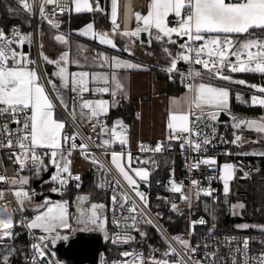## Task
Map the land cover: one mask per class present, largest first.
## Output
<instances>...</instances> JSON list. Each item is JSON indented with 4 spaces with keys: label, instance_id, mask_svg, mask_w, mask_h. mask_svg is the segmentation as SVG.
I'll return each mask as SVG.
<instances>
[{
    "label": "snow or ice",
    "instance_id": "snow-or-ice-1",
    "mask_svg": "<svg viewBox=\"0 0 264 264\" xmlns=\"http://www.w3.org/2000/svg\"><path fill=\"white\" fill-rule=\"evenodd\" d=\"M18 3L26 12H31L33 5L29 0H18ZM74 5V10L80 12L100 11L99 4L93 9L90 0H71ZM111 3V24L112 34H117L120 25L118 23L120 0H110ZM54 5L52 15L62 14L67 8V0H40V16L47 18L46 6ZM146 14L135 11L130 8L131 17L136 23V27L127 31H120L121 36L129 38H139L141 33H148L149 37L161 43L177 44V37L183 40L179 44V49L175 55L172 54L168 47H164L163 51L170 58V65L165 69L169 74L177 71L179 61H183L190 65H199L213 77L222 80H231V77L223 73V69L227 68L230 72H251L264 74V39L259 37L248 38L243 41L233 39V36L251 35L259 30L264 32V0H150L148 3ZM12 12V9H9ZM175 17V26H170L169 17ZM53 27L59 25L49 20ZM92 34L93 39H97L102 45H108L115 48L116 45L109 37L108 33H96L93 29V24L89 23L84 29L79 30L80 35L88 36ZM54 40L61 45H68V39L58 34L54 36ZM32 34L23 33L19 27L13 26L10 32H6L0 28V148H16L18 151L11 152L9 159L15 165L19 166V170H23L31 164L36 169V174H40L41 168L47 170L44 165L43 156L38 152V149L48 150L45 155L49 156V163L56 169L55 174L51 176V180L60 185V188H52L51 191L56 193L61 190L69 179L79 181L78 175L73 176L70 170L71 156L74 150H79L82 157L90 160L91 163L98 165L99 169H104L101 164L90 152L89 147L85 143H76L78 134L73 133L71 136L64 133L66 121L55 118L56 104L53 98L49 95L44 83L41 82V76L36 68L29 65L34 63L28 56L18 51V48H23L27 44H31ZM134 42V41H133ZM199 42V43H198ZM151 43V40L149 41ZM15 46V47H14ZM131 54L129 48H125ZM41 57L47 64L55 65L56 71L51 75L58 78L60 87L48 80L51 85L55 99L60 102L65 111L73 119L76 118V107L80 109L79 115L81 118H86L95 130L97 124H100V134L102 136L110 133V138L102 139L101 144L97 147L108 148L112 144L118 142L120 145H127V125L121 119L113 122L111 129H108L101 121V117L108 114L109 108L118 103L116 97L119 94L126 95L125 85L117 72L121 69H140L142 66L121 60L117 57L109 59L103 53H99L98 57L102 61L101 66L108 65L111 73H90L88 71L69 72L68 64L69 52L63 51L55 60L41 52ZM235 59L232 60L231 58ZM77 63L78 61H71ZM202 75L201 71L196 68H189L187 76L181 74L182 80L189 78L195 79ZM171 78V75L170 77ZM238 84H245L244 80L235 81ZM100 85L91 87L90 85ZM258 92L264 94V86L249 85ZM188 93L183 97L171 100L174 106L169 112L167 128L170 132L169 139H182L185 144L191 145L193 150L198 151L202 147L201 142L191 139V137H199L200 133L192 126L195 117L196 121L207 117L211 120H216L220 112L226 111L229 106V91L225 88L214 87L206 83H186ZM60 88L68 89L74 93V105L70 108L61 94ZM93 94H110L113 100L104 99L90 100L85 99V93ZM237 99H240L237 96ZM251 102L253 105L264 107V97L252 96ZM176 105H186V109L177 110ZM87 110V111H84ZM23 117V119H21ZM140 114L137 113V119ZM233 127L240 129L242 126L249 130H254L257 133L264 134V117L260 120H243L237 117H232ZM10 125H16L13 128ZM187 134V135H185ZM235 138L231 141L232 144L242 142V137L234 133ZM89 139H91L89 137ZM208 144L210 141L205 138L202 142ZM67 146V148H65ZM141 151H149L143 144L140 145ZM161 145L157 144L151 151L160 152ZM253 155L264 156V152L252 153ZM110 163L116 170L119 176L133 189L135 195L139 197L144 207H148V202L143 193H141L136 185L137 180L129 173L128 168L131 165V154L127 155L128 166L124 163V153L112 151L110 153ZM204 164H215L214 158H207L201 161ZM147 163V161H143ZM198 165L193 164L196 168ZM136 177L141 180L148 178V171L144 168L131 169ZM237 167L231 163H225L221 168L220 179L223 181L224 193H229V181L234 179ZM248 172H244L242 178L248 177ZM0 183H8L13 186V196L20 210H24L25 201H30L32 195L23 187L16 188V185H26L27 177L9 178L0 175ZM119 184V181H116ZM193 187H198V181L193 180ZM103 184L97 187H103ZM79 187V184H77ZM171 191L180 193L182 200H187L188 197L183 194V186L175 182L171 183ZM206 195H211L210 191H205ZM5 193L0 191V199L4 198ZM122 195L121 207H125L130 203V197ZM88 196H77V213L75 222L83 224L85 228L90 225L93 229L105 231V222L101 218L99 210L105 206L103 204H91L90 208L82 207L88 202ZM113 203L117 197H112ZM243 208V204L233 205V208ZM69 202L62 201L53 203L47 197L43 204L36 205L37 215L25 224L21 221V225L25 226L29 231L39 229L44 235L36 237L38 242L31 244L32 256L30 264H44L47 259L48 242L53 245L60 239V229L70 227L69 219ZM173 210H176V205L172 204ZM14 211V210H12ZM12 211L8 208H0V241L11 239L14 236L12 229L14 221ZM128 216L123 217L125 223L121 225V221L116 219L113 223L119 228L125 229L124 233H116L112 242L127 244L135 239L130 235L127 229L139 231L138 223L143 215L138 210V205L131 202V206L127 207ZM131 221L129 224L127 221ZM143 222L152 224L151 219L145 217ZM196 223V222H193ZM199 223L205 221L201 219ZM241 227H248L243 225ZM141 237L146 236V233L140 232ZM107 238V235H106ZM173 241L182 245L186 250L195 254L196 248H190L189 242L181 236H173ZM264 243V242H262ZM207 247V245L205 246ZM16 252L14 247H7L3 252H0V264H10L11 258ZM237 253L241 252L240 248L236 249ZM249 241L243 242L244 264H264V250L261 251L259 258H254L248 255ZM187 254V252L185 253ZM125 258L123 264H182L183 258L170 262L168 259H157L150 256L145 261L143 253L122 252L120 253ZM164 257L179 256L172 244H168V249L163 253ZM206 256L213 262L216 253H206ZM131 257L129 260L127 258ZM193 259V257H189ZM48 264H53L48 260ZM120 264V262H114ZM195 264H202L199 259L195 260ZM232 264H237V260L233 257Z\"/></svg>",
    "mask_w": 264,
    "mask_h": 264
},
{
    "label": "built area",
    "instance_id": "built-area-1",
    "mask_svg": "<svg viewBox=\"0 0 264 264\" xmlns=\"http://www.w3.org/2000/svg\"><path fill=\"white\" fill-rule=\"evenodd\" d=\"M104 1V0H102ZM18 2V0H0V14L2 9V4H12ZM29 3L33 5L31 12H25L29 19V28L28 33L32 34V42L31 44H27V47L33 53L34 59L36 61L37 67L39 69L40 75L43 79L45 85H47L40 61L39 56V47H38V24L43 23L47 27L54 29L56 31H65L67 35L69 32L64 30L61 26L62 18L67 16L71 12V0H67L68 8L62 13H58L53 16L52 11L55 7L54 5L46 6L47 18H42L40 16V0H29ZM22 10V7L19 8ZM102 15L107 19L106 14L104 13L103 6L101 7ZM49 20L55 21L59 26L53 27L52 24L49 23ZM108 20V19H107ZM170 26H175L176 19L175 17H169ZM13 26L19 27L21 32L25 33L22 26L19 23H9L5 27L0 25V28H3L6 32H10ZM259 37L264 39L262 35H255L254 38ZM183 43V40L178 41L174 47V54H176L179 49V44ZM199 43V42H198ZM15 47V46H14ZM20 49V48H18ZM17 49V50H18ZM232 60L235 58L232 57ZM184 68L177 67V71L174 72L181 76H187L189 68H195V65H190L184 62ZM182 77V76H181ZM195 79L189 78L186 80H182V86L186 89V83H194ZM205 79V78H203ZM249 95L251 96L254 91L249 89ZM263 94H259L258 97H263ZM74 93L71 94L70 97V108L74 105L75 101L73 99ZM56 103V102H55ZM63 112L66 121L71 126V130H65L64 133L71 136L73 133L78 134V138L76 143H85L88 145L91 154L105 167L104 169H99L98 165H95L90 162V160H86L82 157L80 151L74 150L73 153H78L81 159L90 166V181L91 187L100 193L108 194L109 201L106 211V221H105V231L102 232L98 229H93L90 225L86 231H95L98 232L103 241L107 240L109 245L113 248L117 249V254H111L106 262V264H114V262H120L123 264L125 260L124 257L120 255V253L128 251V252H136L143 253L145 261L147 262V257L154 256L157 259H168L170 262L176 261L183 258L182 264H195V260L199 259L202 261V264H232L233 257L236 258L237 264H244V256H243V242L245 239L249 241V252L248 255L254 258H259L260 253L264 250V235L258 234H240L234 232H225L220 233L217 231L218 220L216 216V202H217V192L219 187L221 186L219 181V163L221 161H230L236 167L240 174H244V172H250L252 169V160L255 158H263L264 156L253 155L251 151H234L230 149L231 138L228 136V133L224 126L217 124L215 122L210 121L207 117L196 121L195 117L191 119L194 121L193 127L200 133L199 137H191V139L196 140L197 142H201L202 147L200 150L195 151L191 147V145L185 144L182 148L181 145L184 143L182 139H176L179 142V145L176 148L165 151L160 140H152L147 141L140 139L136 142L135 147L131 148L127 145H111L108 148L97 147V145L101 144L102 139L109 138V135L102 136L100 134V124H97L95 130H93L92 125L88 122L86 118H81L79 115L80 109L76 107V118L73 119L72 116L69 115L65 109L60 107ZM87 111V110H84ZM224 113L228 116V122L233 129L234 121L232 117H237L238 119L249 120L250 118L259 117L256 114L244 113L238 110L227 109ZM23 119V117H21ZM102 121V119H101ZM103 123V121H102ZM104 124V123H103ZM15 128L16 125H10ZM242 126L240 129H243ZM237 129V130H240ZM187 135V134H185ZM89 137L91 139H89ZM207 138L210 143L203 144V140ZM143 144L146 146L149 151H141L140 145ZM157 144L161 145L162 150L160 152L151 151L154 149ZM67 148V146H65ZM18 151V149L13 148H0V175L7 176L9 178H13L19 174L26 175L27 167H25L22 171L19 170V166L15 165L11 159H9V154L11 152ZM48 150L46 149H38V152L43 156V159H49V156L45 155ZM123 152L124 154H150V155H161L162 153H166L170 157V170L162 179L160 177H156L153 179V183L159 184L162 182L163 186L168 191L167 194L163 195V200L166 204L172 207L174 203L176 205V209H183V223L180 226L179 222L176 225L178 226V234H173L169 231V229L163 224V222L152 212L149 208L144 207L143 203L140 201L139 197L135 195V192L132 188H130L127 183L119 176L116 170L112 167L111 163L105 156V152ZM207 158H214L215 164H204L201 161ZM197 164L196 168H193L192 165ZM51 170L49 171L48 178L51 180V176L55 174L56 169L53 166H50ZM73 176L78 175L80 177L79 181L74 179H69L66 185H70L71 188L76 189V192L72 198V203L74 207V212L72 218L75 219L77 214V196H88L87 192H83L80 189L83 186V179L80 170L70 168ZM198 181V187H193L192 181ZM119 181V184L116 183ZM175 182L178 185L183 186V194L188 197L187 200L181 199V194L171 191V183ZM55 183V182H54ZM59 188L60 185L55 183ZM79 184V187H77ZM103 184V187H97V185ZM150 185V177H148L145 181H141L137 183V189L144 194L147 199ZM0 191L5 193L4 198L0 199V208H8L12 211L13 221L15 223V214L18 215L20 221H24L25 224L28 221L27 214L24 211L20 210L19 205L17 204L15 197L13 196V186L8 183H0ZM205 191H210L211 195H206ZM127 195L130 197L129 205L125 207H121L123 202L122 195ZM117 197L115 203H113L112 197ZM68 201L67 197L60 198V202ZM131 202H135L138 205V210L143 213V215L139 218L140 222L138 223L139 231H135L133 229H127L128 233L135 237V239L127 244L124 243H116L112 242L113 237L116 233L123 234L125 229L123 227H117L113 221L119 219L121 221V225L125 223L123 217L128 216L129 213L127 211V207L131 206ZM101 203V202H98ZM88 202H86L82 207L87 208ZM70 206V202H69ZM147 217L151 219L152 224H146L143 222V219ZM169 220L172 217H168ZM203 219L205 223L201 224L199 221ZM173 220V219H172ZM171 222V221H170ZM196 222V223H193ZM127 223L131 224L132 222L129 220ZM26 232L25 243L22 247L20 253V262L14 264H30L32 250L31 244L34 242H38L35 238L41 235H44L39 229L29 231L25 226H23ZM14 229V228H13ZM12 229V230H13ZM146 229H150L157 239L163 245L165 251L168 249V244L171 243L172 247L176 249V252L179 253V256H170L164 257L163 255L150 253L144 242L141 240L142 237L140 232L146 231ZM60 231V230H59ZM60 231V235L64 237L60 240H66L67 237L71 234H63ZM107 235V238H106ZM173 236H181L183 239L189 242L190 248H196L197 251L193 254L190 249L186 250L179 243L173 241L171 238ZM59 241V240H58ZM207 245V247H205ZM54 246L50 241L48 242L47 248V259L44 261V264H48V260H51L53 264H59L50 254L49 248ZM240 248L241 252L237 253L236 249ZM104 250V249H103ZM102 250V251H103ZM100 251V252H102ZM187 252V254H185ZM215 252V260L214 262L206 256V253ZM193 257V259H189V257ZM131 260L132 258H127ZM102 258L100 255L98 256L97 264L102 262ZM249 264H252L250 261Z\"/></svg>",
    "mask_w": 264,
    "mask_h": 264
},
{
    "label": "crops",
    "instance_id": "crops-1",
    "mask_svg": "<svg viewBox=\"0 0 264 264\" xmlns=\"http://www.w3.org/2000/svg\"><path fill=\"white\" fill-rule=\"evenodd\" d=\"M149 2L150 0H120L118 17L120 28L115 35L112 34L111 3L110 0H104L102 1L101 7L103 6L104 13L106 14L108 20L102 15L101 10H94L97 12V15L95 17L96 19L90 20L76 27L67 26L66 29L69 32V35H67L65 31H56L49 27H45L40 31L39 39L43 54L48 56L50 59H57L60 53L63 51L69 52L70 63L68 64V71L70 73L79 71H88L90 73H111L112 71H114L106 64L104 66H101L102 61H100L98 57L99 53H103L109 59H111L112 57H117L121 60L142 66L140 69H121L117 72V75L121 78L125 85L126 95L119 94L116 97L118 103L115 106L109 108V111L110 109L120 110L125 113V115H128V112H130V110L132 109L134 113L130 121L126 122L122 114L113 116L111 119L108 118L107 114L106 116L101 117V119L108 129H111L115 120H123V122L127 125V144L131 148L135 147L136 142L140 139L147 141L158 139L162 142L164 150L167 151L176 148L179 145L178 140L169 139L170 132L167 128L169 112L174 107L171 104V100L173 98L179 99L183 97L188 93V90L182 87V89L177 94L166 91L165 80L162 77H159L155 72L147 69V67L153 66L158 69H160L161 67H169L170 58L166 53H164L163 48L168 47L172 54L175 55L173 49L166 42L161 43L156 41L155 39L150 38L148 33L146 32H144L147 38L146 42L141 41L139 38H129L121 36L119 34L120 31H127L137 26L131 17L130 8L134 9L135 11L141 12L142 14H146ZM90 3L92 4L93 9H95L98 2L96 0H90ZM101 7L99 5L100 9ZM70 8L72 14H77L72 3ZM89 23L93 24L95 32L108 33L109 37L113 40L116 47L112 48L111 46L100 44L97 39L92 38V34H89L88 36L80 35L79 30H81L85 24ZM58 34H62L68 39V45H61L54 40V36ZM248 38H254L253 33L251 35L246 34L242 36H233V39L238 41H243ZM173 39H176L177 42L180 41V38H177L175 36L173 37ZM150 40L155 41L154 48H149ZM124 47L129 48L131 50V54H129L128 51H125ZM18 51L24 52L28 56V58L34 62L29 66L32 68H36L40 75L32 51L28 47H26V49L20 48L18 49ZM71 61H78V64L71 63ZM43 63L50 66L51 74L56 71L55 65L47 64L44 62V60ZM195 68L199 70L202 69V67L199 65H196ZM51 74L49 79H52L57 87H60L59 79L52 76ZM201 77L207 79V77L204 75H201ZM203 78L196 79L194 81V84L201 83V80ZM44 79L47 83V85L45 86L48 90L49 95L53 98L54 103L56 102L55 104L57 106L60 105V102L55 99V95L53 94L51 87L48 84L47 78L45 77ZM218 81L221 82L220 80ZM41 82L44 83L42 77ZM225 84H228L229 86L230 97V88H232L231 84L227 82H225ZM90 86L97 87L103 85L93 84ZM60 91L66 103H70V97L72 94L70 88H60ZM84 98L90 100L104 99L109 101L110 104L113 100V97L110 94H93L91 92L85 93ZM175 108L177 110H180L181 108L186 109V105H176ZM137 113L140 114L139 119H137ZM108 135L110 138V133ZM112 145L118 146L119 143L116 142ZM110 153L111 152H105V156L109 160V162L111 159ZM128 154L129 153L124 154V163L126 168L129 164L127 159ZM131 157V165L128 170L129 173L133 175V177L137 180V183L145 180H141L139 177H136L135 173L132 172L131 169L144 168L149 173L148 177L150 176V172L152 169H158V171H162L163 169V171L166 170L167 173L170 170V157L167 152L162 153L161 155L136 153L135 155L131 154ZM77 160L82 161L80 155L78 153H72V164L70 165V168L77 170L85 169V162H83L85 164L83 168H79L74 165ZM138 161H147V163H138Z\"/></svg>",
    "mask_w": 264,
    "mask_h": 264
},
{
    "label": "trees",
    "instance_id": "trees-1",
    "mask_svg": "<svg viewBox=\"0 0 264 264\" xmlns=\"http://www.w3.org/2000/svg\"><path fill=\"white\" fill-rule=\"evenodd\" d=\"M12 4L3 3L1 14H0V25L5 27L7 24L12 22H19L24 30L25 33H28L29 28V19L28 16L25 14L24 9L20 10L19 8L21 5L18 2ZM9 9H12L13 11L10 12ZM97 12H81L77 14H72L71 12L62 18V28L65 30L67 26L76 27L79 26L85 22H88L90 20L96 19ZM47 27L43 23L38 24V36L40 31ZM67 30V29H66ZM253 35H262L264 37V32H260L259 30L253 32ZM170 47L173 49L175 44H169ZM155 47V41L152 40L151 43H149V48ZM30 49V48H29ZM41 66L43 68V71L45 73V76L47 79L50 78L51 74V68L48 65H45L42 60ZM184 62L179 61L177 67L184 68ZM150 71L155 72L158 74L159 77H162L165 80L166 83V91L171 92L173 94H177L182 89V77L175 73H167L164 70L158 69L153 66L147 67ZM238 77L242 78L246 83L264 86V74L260 73H251V72H234ZM171 75V78H169ZM238 88H240L239 95H236L235 91L231 89L230 91V97H229V109L232 110H238L243 111L246 113H255V114H263L264 115V107L259 105H253L249 102V93L244 91L243 89L249 88L248 85H236ZM237 96L240 97V99H237ZM70 107V103H67ZM133 110L131 109L130 112H128V115H125L120 110H114L110 109L108 112V118L111 119L113 116H116L118 114H122L126 122H129L131 117L133 116ZM55 118L66 121L65 117L61 114V112L55 108ZM218 124L222 126H226V129H228V134L232 138V140L235 138L234 133L236 135H240L245 143L241 145L240 143L237 144H231L230 149L234 151H246L245 147L254 149L259 148L261 150H264V134L257 133L256 131H252L249 129L244 130H237L232 129L229 122L222 121L217 122ZM66 128L65 130H71V126L66 121ZM249 151V150H248ZM48 160V159H44ZM143 161H138V163H142ZM86 164L85 169L80 170L82 174L83 179V186L80 189L83 192H87L89 194V203H96L101 202L105 207L102 209L103 215L105 217L106 221V211L109 201L108 194L100 193L98 191H95L91 187V181H90V166ZM48 166V165H46ZM247 180L244 182H240L237 179H235L236 188L235 191L232 193H229L225 195L221 191V186L219 187V190L217 192V202H216V216L218 220V226L217 231L220 233L225 232H234V233H240V234H258V235H264V159L263 158H254L252 160V169L248 173ZM167 175L166 170L158 171V169H152L150 172V185H149V192L147 196V202L149 208L152 210V212L163 222V224L169 229L170 232L173 234H178V226L175 223L176 221L180 223V226L183 223V216H184V210L183 209H176L173 210L172 207H170L168 204H166L163 200V195L167 194L168 191L163 186L162 182L159 184L153 183V179L156 177H160L161 179ZM25 177L28 178V183L24 185L25 187L29 188L32 187L34 182L39 179V177L36 174V169L32 166L30 168H27V174ZM39 185L36 187L38 191H43L49 198V200L53 199L49 197V193L57 194L58 199L67 197L70 202V206L68 208L70 215V218L74 212V207L72 203V198L76 192V189H73L70 187V185H65L59 192H52V188H59L52 180L49 178L43 181H39ZM32 200L34 201V198L32 196ZM239 200L244 207L240 208V214L234 215L231 212V204L235 201ZM38 204H43V200L41 201H34ZM42 202V203H40ZM36 208H30L27 209L24 207V212L27 214V217L29 218L33 213L37 212L35 210ZM172 217L171 220L168 219V217ZM171 221V222H170ZM21 221L19 219L16 220L14 223V229L12 230L14 233V236L11 239H5L4 241H0V252H3L7 247H14L16 249V252L11 258L10 264L19 263L20 262V253L22 250V247L25 243L26 239V232L20 223ZM243 225H247L248 227H241ZM62 232L67 231V229H60ZM146 236L142 237V241L144 242L147 250L153 254H159L163 255L165 252V249L161 242L157 239L155 234L150 230L146 229L145 231ZM117 254V249L113 248L109 245L107 240H104V250L102 252H99L100 257L107 261L109 256L111 254Z\"/></svg>",
    "mask_w": 264,
    "mask_h": 264
},
{
    "label": "rangeland",
    "instance_id": "rangeland-1",
    "mask_svg": "<svg viewBox=\"0 0 264 264\" xmlns=\"http://www.w3.org/2000/svg\"><path fill=\"white\" fill-rule=\"evenodd\" d=\"M87 25H88V24H85V25L83 26L82 29H84ZM93 29H94V28H93ZM96 33H97V32H96ZM89 34H91V33H89ZM118 46H119V45H118ZM124 48H126V47H124ZM41 52H42V49H41V46H40V39H39V56H40V59L43 61V59H42V57H41ZM160 69L165 71L166 67H161ZM198 70H199V69H198ZM200 71H201L202 75H204V76L207 77V79H202V80H201L202 83L210 84V85H212V86H214V87L225 88V89H227V90L229 91V86H228V84H225V82H227V83H230V84H231V87H232L233 90L235 91L236 95H239L238 93H240V88H238V87L236 86L238 83H235V81H239V80H243V79L240 78V77H238L234 72H230V71H228L227 68L223 69V73H224L225 75H228L229 77H231V80H222V79H218V78L213 77L210 73H208L207 71H205L203 68H202ZM44 74H45V73H44ZM45 77H46V76H45ZM47 80H49V79H47ZM218 80H220L221 82H219ZM224 81H225V82H224ZM240 85H242V84H240ZM243 85H248V86H249V85H254V84L245 83V84H243ZM258 86H259V85H258ZM50 87H51V85H50ZM58 88H59V87H58ZM249 89H251V90L254 91V93L249 97V102L252 103V102H251V98H252V96L255 95V96L258 97V95H259V94H262V93L258 92L256 89H254V88H252V87H250V86H249V88H246V89L244 88L243 90L246 91V92L248 93V92H249ZM51 90H52L53 94L55 95V93H54L52 87H51ZM249 94H250V93H249ZM263 95H264V94H263ZM263 97H264V96H263ZM56 107H57V109L59 110V108H58L57 105H56ZM228 107H229V106H228ZM59 111H60V110H59ZM60 112H61V111H60ZM61 114H62V113H61ZM62 115H63V114H62ZM63 116H64V115H63ZM261 117H264V115H263V114H260L259 117H257V118H250L249 120H260ZM209 120H211V119H209ZM212 121L215 122L216 120H212ZM216 122H217V121H216ZM226 122H227V121H226ZM245 128H246V127H245ZM246 129H247V128H246ZM252 131H254V130H252ZM244 143H245V141H244L243 138H242V142H240V144L243 145ZM245 149H246V151L249 150V151H251V152H256V153L264 152V150H261V149H259V148H254V149L249 148V149H248V147H245ZM75 162H76V161H75ZM83 162H84L83 160H82V161H81V160H77V162H76L74 165L77 166V167H79V168H83L84 165H85ZM225 163H231V164H233V163L230 162V161H221V162L219 163V181H220V184H221V191H222L223 193H224V187H223V181L220 179V174H221V168H222V166H223ZM71 164H72V163H71ZM44 165H48V167L52 166V165L49 163V159L44 161ZM233 165H234V164H233ZM30 166L32 167V165L29 164V166H28L27 168H30ZM240 176H242V174H240V172L237 170V171L235 172V177H234V179H232L231 181H229V193H232V192L235 191V188H236L235 179H238V177H240ZM19 177H25V176L22 175V174H19V175L15 176V178H19ZM15 187H16V188L23 187L24 190L27 191V188H26L24 185H22V186H21V185H16ZM136 187H137V186H136ZM229 193H228V194H229ZM224 194H225V193H224ZM225 195H226V194H225ZM48 199H49V198H48ZM43 201H44V199H43ZM50 201L53 202V203H57V202H60V199H58V198H54V199H51ZM38 203H39V202H38ZM38 203L34 202V201L31 199L30 201H25L24 207L27 208V209H30V208H36V205H38ZM40 203H42V202H40ZM91 204H93V203H89V204H87V208H90ZM96 204H102V203H98V202H96ZM237 204H242V203H241L239 200H237V201H235V202H233V203L231 204V212H232V214H234V215H239V214H240V208H238V207H237V208H233V205H237ZM99 213H100V215H101V218H102V219L104 220V222H105V217H104V215H103L102 209L99 210ZM35 215H37V212L33 213V214L28 218V220H31ZM72 216H73V214H72ZM72 216H71V218L69 219L70 227L68 228L67 231H64V232H61V233H63V234H67V235H68V234H73V233H75L76 231H86V230L89 228V227L85 228V226H84L83 224H77V223L75 222V219L72 218ZM15 218H16V220L19 219L17 214H15ZM60 231H61V230H60ZM49 252H50V254L52 255V257H53V258H54L59 264H71L69 259L58 256V255L56 254V252H55L53 246H51V247L49 248ZM148 258H149V256L147 257L146 260H148Z\"/></svg>",
    "mask_w": 264,
    "mask_h": 264
},
{
    "label": "water",
    "instance_id": "water-1",
    "mask_svg": "<svg viewBox=\"0 0 264 264\" xmlns=\"http://www.w3.org/2000/svg\"><path fill=\"white\" fill-rule=\"evenodd\" d=\"M96 1L101 7L102 0ZM139 39L146 42L147 38L145 33H141ZM26 47L27 44L23 46V49H26ZM226 120H228V116L224 111L220 112L217 121L222 122ZM50 170L51 167H48L34 184L48 178ZM245 179L246 178L238 177V181H244ZM50 197L54 199L58 198V195L51 194ZM53 247L58 256L69 259L71 264H97L99 252L104 249V241L98 232L76 231L69 235L65 241H57ZM100 264H106L105 260H102Z\"/></svg>",
    "mask_w": 264,
    "mask_h": 264
},
{
    "label": "flooded vegetation",
    "instance_id": "flooded-vegetation-1",
    "mask_svg": "<svg viewBox=\"0 0 264 264\" xmlns=\"http://www.w3.org/2000/svg\"><path fill=\"white\" fill-rule=\"evenodd\" d=\"M46 166V165H45ZM46 168H48V166H46ZM45 170H44V168H41V170H40V174L39 175H37L39 178H40V176H41V174L44 172ZM240 177H243V175L242 176H240ZM48 178H46V180H47ZM238 180V179H237ZM247 180V178L244 180V181H246ZM43 181V180H42ZM244 181H240V182H244ZM39 183L40 182H38L37 184H33V186L32 187H29V188H27V191L30 193V194H34V195H32L33 196V198H34V201H41V200H43V199H45L46 197H47V195L45 194V192H43V191H38L37 189H36V187L39 185ZM52 193H49V197H50V195H51ZM48 198V197H47Z\"/></svg>",
    "mask_w": 264,
    "mask_h": 264
},
{
    "label": "bare ground",
    "instance_id": "bare-ground-1",
    "mask_svg": "<svg viewBox=\"0 0 264 264\" xmlns=\"http://www.w3.org/2000/svg\"><path fill=\"white\" fill-rule=\"evenodd\" d=\"M12 23H14V22H12ZM16 23H19V22H16ZM20 24V23H19ZM21 25V24H20ZM182 40V39H181ZM180 40V41H181ZM39 47V46H38ZM196 66V65H195ZM42 71H43V68H42ZM43 75H44V71H43ZM44 78H45V75H44ZM60 107H62V106H60V105H58V108H59V110L61 111V109H60ZM63 108V107H62ZM64 109V108H63ZM68 112V111H67ZM241 112H243V111H241ZM61 113L63 114V112L61 111ZM69 113V112H68ZM244 113H246V112H244ZM249 114H255V113H249ZM64 115V114H63ZM256 115H258L259 116V114H256ZM65 117V116H64ZM217 122H219V121H217ZM217 122H215V123H217ZM218 124V123H217ZM222 126V125H221ZM225 129H226V126H225ZM233 129V128H232ZM245 129V127L243 128V129H240V130H244ZM226 131H227V133H228V129H226ZM228 136H229V134H228ZM230 137V136H229ZM231 138V137H230ZM232 144V143H231ZM230 144V145H231ZM78 215V213L76 214V216ZM75 216V217H76Z\"/></svg>",
    "mask_w": 264,
    "mask_h": 264
}]
</instances>
